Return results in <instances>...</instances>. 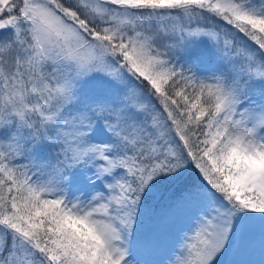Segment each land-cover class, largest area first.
<instances>
[{"label": "snow or ice", "instance_id": "snow-or-ice-1", "mask_svg": "<svg viewBox=\"0 0 264 264\" xmlns=\"http://www.w3.org/2000/svg\"><path fill=\"white\" fill-rule=\"evenodd\" d=\"M257 250L264 0H0V264Z\"/></svg>", "mask_w": 264, "mask_h": 264}, {"label": "rangeland", "instance_id": "rangeland-1", "mask_svg": "<svg viewBox=\"0 0 264 264\" xmlns=\"http://www.w3.org/2000/svg\"><path fill=\"white\" fill-rule=\"evenodd\" d=\"M180 226V221H177L176 227ZM187 225H182V227H186ZM179 235V233H177ZM242 260L250 262V264H260L261 261V253L257 250L253 253L247 254L241 257Z\"/></svg>", "mask_w": 264, "mask_h": 264}]
</instances>
